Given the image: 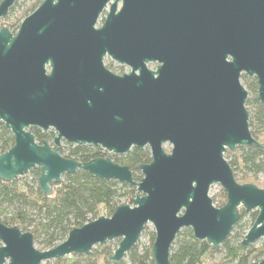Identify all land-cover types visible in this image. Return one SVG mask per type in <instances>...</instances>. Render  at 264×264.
<instances>
[{
	"label": "water",
	"instance_id": "obj_1",
	"mask_svg": "<svg viewBox=\"0 0 264 264\" xmlns=\"http://www.w3.org/2000/svg\"><path fill=\"white\" fill-rule=\"evenodd\" d=\"M15 1L0 0V18ZM105 56L129 71H112ZM242 74L256 78L264 102V0H42L15 32L2 25L0 121L13 143L0 152V179L38 166V186L49 195L62 174L81 168L136 192L46 249L0 221V264L86 254L114 238L108 258L118 261L148 222L154 263L170 264L182 228L216 248L240 207L257 210L241 243L264 239V187L239 182L224 156L239 145L264 147L249 128ZM33 126L53 129V145L36 141ZM61 141L108 155L75 160L60 153ZM145 146L150 160L136 165L137 181L111 154ZM214 183L226 195L220 206L209 195ZM248 264H264V255Z\"/></svg>",
	"mask_w": 264,
	"mask_h": 264
},
{
	"label": "trees",
	"instance_id": "obj_2",
	"mask_svg": "<svg viewBox=\"0 0 264 264\" xmlns=\"http://www.w3.org/2000/svg\"><path fill=\"white\" fill-rule=\"evenodd\" d=\"M37 1L25 10H33L41 2ZM17 27L18 25L13 27L12 31L15 32ZM241 78L245 80L250 94L246 100L250 131L260 143H264V139L259 137L264 132V102L257 97L256 78L246 74H242ZM33 134L36 141L40 142L43 138L51 139L54 132H42L34 127ZM12 143L13 135L0 121V152L8 149ZM61 154L83 162L104 156L107 152L100 146L67 144V149L61 151ZM224 156L241 183H252L258 179L259 173H264L262 146L239 145L234 150H227ZM112 160L127 165L133 178L137 179L136 172L139 170L136 165L150 160L149 148L132 147L124 154L112 155ZM29 171L33 175L31 182L24 181L22 176L9 181L0 179V221L30 231L34 243L39 244L40 249L50 248L62 241L72 227L80 226L101 214L110 215L119 204V197L131 192V188L127 189L129 185L124 181L100 178L78 168L75 172L62 174L59 183L52 186L51 194L48 195L37 183L39 167ZM237 172L240 173L239 177ZM221 193L222 198L216 203L217 206L225 202L226 195L222 188ZM239 212L240 218L233 229L240 226L241 216L246 211L241 207ZM256 214V209L251 212L252 222ZM236 234L238 232L229 234L216 248H211L205 240L194 238L190 228L184 227L177 233L170 247V264H248L254 256L261 258L264 255V241H260L257 246H254V242L243 245L241 240H231ZM153 237L152 233L147 245L139 247L135 243L124 258L115 264H155L150 249ZM99 247V253L95 250L86 254L72 253L70 256L54 258L52 264H106L115 247L111 250L105 243L99 244Z\"/></svg>",
	"mask_w": 264,
	"mask_h": 264
},
{
	"label": "rangeland",
	"instance_id": "obj_3",
	"mask_svg": "<svg viewBox=\"0 0 264 264\" xmlns=\"http://www.w3.org/2000/svg\"><path fill=\"white\" fill-rule=\"evenodd\" d=\"M34 2L37 3L38 1L37 0H16L14 2V4L11 6L12 8L10 7L11 10H8V13L6 14V16L3 17V18H0V27L2 25H6L9 28V30L12 31L13 27H16V25H19L20 21L28 13H30L32 11L31 10V11H28L27 12L25 10V8H27L30 4H32ZM105 13L106 12L104 11L103 14L100 15V18L98 20V25L102 22ZM15 30H16V28H15ZM104 63H105V65L108 68H110L112 71H114V72H116L118 74H121L123 72H128L129 71V67L128 66L123 65V64H118L114 60L110 59L108 56H105L104 57ZM149 67L152 68V69H154L155 68V64H149ZM240 80H241V83L244 85V87L247 90V98H248V96L250 94L248 93V88L246 86L245 80H243V78H240ZM247 98H246V100H247ZM245 105H246V103H245ZM259 137H260V139H264V132L261 133V135ZM73 145H75V144H73ZM145 147H147V146H145ZM66 149H67L66 142L65 141H61V151H65ZM164 149L166 151H169L170 145L165 144L164 145ZM63 153H65V152H63ZM136 174H137V179H134V180H137L138 181L141 178V176H142L140 170L137 171ZM21 176H22V179L24 181H26V182H31L33 180V175L30 173L29 170L25 174H22ZM237 176L238 177L240 176V173L239 172H237ZM61 178H62V176H61ZM257 178L258 179H256L255 181H252V183L256 184L259 187H264V173L263 172L259 173L258 176H257ZM129 188H132V187L129 185L127 189H129ZM135 192H136V189H135L134 192H130L128 194L126 193L125 195L120 196L119 199H118V201H119L118 203H125V202H129L130 203V201H129V195L130 196H134V193ZM209 195L212 198V202L216 205V203L218 201H220L221 198H222L221 186L219 184H217V183L212 184L210 186V189H209ZM253 210H255V209H253ZM253 210H249V211H246L245 210L246 212L241 216V219H240V222H241L240 223V226L239 227L238 226L235 227L229 233L231 235V234H235V232H238V235L236 234L233 237H231V240L233 242H236L238 240H242L244 234L247 232V230L251 226V222H252L251 212ZM152 233L154 234L153 225L150 222H148L147 225L144 227V230L141 232L138 240L136 241V243L138 244V246L140 247L142 245L149 244L150 237H151V234ZM118 241H119V238H114V239H111V240L107 241L105 244L109 245L110 249L113 250V248L117 246ZM260 241H264V239L263 238H260V239H258L256 241H254V246H257L260 243ZM0 244H1V242H0ZM34 245H35L36 248L40 249V245L39 244L34 243ZM100 249H101V247H99V244H96V245H94L91 248L90 251L95 250L96 253H99ZM71 254H68L67 256H70ZM259 259H260L259 257L257 258V257L254 256L252 260H259ZM118 261L109 260V258H108V262L106 264H115ZM52 263H53V259H50V260L42 261L40 264H52Z\"/></svg>",
	"mask_w": 264,
	"mask_h": 264
},
{
	"label": "flooded vegetation",
	"instance_id": "obj_4",
	"mask_svg": "<svg viewBox=\"0 0 264 264\" xmlns=\"http://www.w3.org/2000/svg\"><path fill=\"white\" fill-rule=\"evenodd\" d=\"M102 14H103V13H102ZM104 15H105V14H104ZM103 18H104V17H103ZM149 64H155V67L157 66V62H156V61H154V62H148V63H147L148 67H149ZM2 124H3V123H2ZM3 126H4V125H3ZM4 127H5V126H4ZM34 127H36V126H33V127H32V129H31L32 133H33V128H34ZM36 128H38V127H36ZM38 129H39L40 131H42V132H49L50 130H52V131L54 132V130L51 129V128H49V129H47V130H41L40 128H38ZM11 134H12V133H11ZM33 135H34V134H33ZM54 135H55V132H54ZM54 135H53V137H54ZM53 137H52L51 139H48V140L43 138L42 140H46V141L52 146V145H53V143H52V142H53ZM42 140H41V141H42ZM41 141H40V142H41ZM66 144H70V143L66 142ZM87 145H88V144H87ZM91 146H93V145H91ZM103 150H104V149H103ZM104 151H105V150H104ZM106 152H107V151H106ZM60 153H61V149H60ZM106 155H108V152H107ZM106 155H104V156H106ZM111 155H114V154H111Z\"/></svg>",
	"mask_w": 264,
	"mask_h": 264
},
{
	"label": "built area",
	"instance_id": "obj_5",
	"mask_svg": "<svg viewBox=\"0 0 264 264\" xmlns=\"http://www.w3.org/2000/svg\"><path fill=\"white\" fill-rule=\"evenodd\" d=\"M214 204V203H213ZM215 205V204H214Z\"/></svg>",
	"mask_w": 264,
	"mask_h": 264
}]
</instances>
